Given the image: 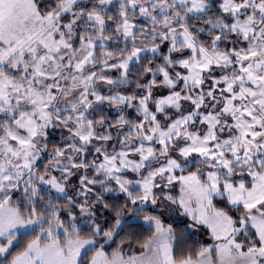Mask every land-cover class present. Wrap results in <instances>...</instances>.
<instances>
[{
	"label": "snow or ice",
	"instance_id": "snow-or-ice-1",
	"mask_svg": "<svg viewBox=\"0 0 264 264\" xmlns=\"http://www.w3.org/2000/svg\"><path fill=\"white\" fill-rule=\"evenodd\" d=\"M118 2V13L109 15L113 0H0V264H264V0ZM137 13L150 26L134 23ZM112 25L115 39L126 43L118 54L105 50L113 37L104 33ZM133 65H139L138 91H97L98 81L117 88L133 83ZM111 69L120 70L119 78L109 77ZM105 102L121 113L115 124L103 115L94 118ZM127 108L139 114L136 121L125 118ZM53 128L68 135L38 175ZM190 157L207 170L177 177ZM81 170V213L108 208L103 192L125 193L132 204L140 201L137 211L143 212L144 205L157 204L154 189L179 180L180 198L164 199L211 229L218 243L202 247L195 261L177 260L172 228L145 215L156 232L141 245V255L125 260L118 250L109 258L104 244L95 246L97 237L111 241L113 230L96 225L84 238L75 223L65 226L51 203L38 211L44 189L37 185L66 195L65 185ZM97 185L99 194L93 193ZM18 190L22 197L13 203ZM214 197L226 198L239 215L214 207ZM121 215L116 211L117 228ZM32 226L39 233L13 254L20 229Z\"/></svg>",
	"mask_w": 264,
	"mask_h": 264
},
{
	"label": "rangeland",
	"instance_id": "rangeland-1",
	"mask_svg": "<svg viewBox=\"0 0 264 264\" xmlns=\"http://www.w3.org/2000/svg\"><path fill=\"white\" fill-rule=\"evenodd\" d=\"M83 2L84 3H88V0H83ZM95 2H96V0H92V3H95ZM107 7L110 9L108 14L109 15H115L119 11V2H118V0H113L112 5H109ZM133 22L137 23L138 25L143 23L145 25V27L150 26V25L147 24L146 21H144L142 18L139 17L138 13H137L136 19H134ZM108 23L111 24V21H109ZM114 28H115V25H112V30H108L106 28V31H105L104 35L112 36L113 39L109 40V41H105L104 44H105V50L106 51H113V52H116L118 54L120 49H123V48L126 47V43L123 40V38H121L119 41H117L115 39L117 34L115 33ZM131 46H132L131 43L127 44V47L129 49L131 48ZM76 47H79L78 43L76 44ZM96 52L99 55L100 52H101V49L98 47L96 49ZM112 62L113 61H109V63H112ZM132 73H135V70ZM107 74L109 75V77L111 79H117L120 76V70L111 69V70H108ZM217 74H219V70H217ZM135 79H136V77L134 76V74L132 76H131V74L129 75V80L135 81ZM132 85L133 84H126V85H121L120 87L117 88V87H114V86H111V85H107V84H104L103 82L98 81L97 84H96V89H97V91L101 92V94H103V95L115 94V92H121L122 94H131L133 90L138 91L135 88L134 89L131 88ZM110 89H112L111 93H110ZM89 99H94V98L93 97H89ZM94 107H96V106L94 105ZM100 107L102 108V111H97V112L102 114L103 116L108 117L110 123L114 124V121H113L112 118L115 119V122L119 119V116H120L121 113H120L119 109L116 106H110L107 102H105ZM89 112H92V109H89ZM95 114H96V112L94 113V115ZM123 114L125 115L126 119H129V120H132V121H136L138 119V117H139V114L135 111L134 108L125 109ZM102 115H100V117ZM100 117L99 118L98 117H94V118L96 120H99ZM89 118L91 119L93 117L90 116ZM200 127L203 128L204 126L201 125ZM110 131H112L113 136L115 137L116 129L113 128V129H110ZM123 131L125 133H127V128H125ZM67 135H68V133H67L66 130H62L60 128L49 129L48 149H47L46 152H42L41 153V159L37 161V167H38V165L42 164V169L37 172L38 175H43L44 174V169L49 163L50 153L53 151V149L55 147L60 146L62 144L63 139L65 137H67ZM120 138L122 139L123 137H120ZM222 138H227V133L223 134ZM50 140H57L58 145H56L54 148L49 147V141ZM114 142L115 141L113 140V141H109L107 143L108 144H112ZM95 143L97 144V146H99V144H100L99 141H97ZM117 150H119V149H117ZM109 151H111V148H109ZM94 155L95 154H94V151H93L92 154H89L87 156V159L88 160H92L94 158ZM196 155L197 154L194 153L193 157H196ZM193 157L189 158L190 160H192V163L187 168L194 167L195 170H196L197 167H200V168H202L203 170L206 171L207 170V166L206 165H202V164H198L197 161L193 159ZM100 159L102 160V157H100ZM190 172H184V171L181 172L180 170H176L174 174L177 177H179L181 175L187 176ZM51 174L52 175H56L57 177L60 176V172L59 171H53ZM80 174H83V170H81V172L78 173L77 176H73L71 178V180L69 181V183L65 185L66 195L65 194H61V193H57L55 189H52L48 185H42V186L41 185H37V187L38 188L42 187L43 189L49 190L51 192V194H55V195L59 196L60 198L66 199V203L68 205V209L64 210V215L66 216V218L65 219H61V220L64 222L66 227L69 224H71V223H75L79 232L81 230H83V231H86L88 233V236H82V235L81 236L84 237V238H88L90 236V234H91V231L94 229V227L96 225H99L100 228H101V223H99L100 221L97 219V216H96V213H97V210H98V206H100V205H95L94 208L90 210V211H94L95 214L93 216H89L87 213H81L79 206L81 204H83L84 198L82 196L77 195L78 185H79L78 176ZM127 176H128L129 179H139V176L137 174H135V173H128ZM90 178H91V174H90ZM244 178H245L246 182L251 180V177L247 176L246 174H245ZM157 179L159 180V177ZM236 179H239V178L237 177ZM164 183H167V182L165 181ZM74 185H76L77 187L74 188L73 187ZM248 186L250 187V184ZM113 187H115V185H113ZM20 188L22 190L23 185H21ZM161 188H163V185L161 186ZM161 188L154 189V191L156 192L157 196L159 197L158 200H157V204L156 205H152L151 203H148V204L144 205V210H146V211L150 210L153 213H157L156 216L160 218V220H161V222H162V224L164 225L165 228H167L169 226L171 227V223L172 222L173 223L181 222L182 219H183L182 215H185L187 217V219L189 220V223L191 224V226H194V225L195 226H200V227L205 228L208 231V233L210 235V238H211V243L208 246L213 245L214 243H218L217 241L213 240V237H212V234H211V229H209L206 225H203V224H195V222L192 220L191 216L186 215V214L183 213V209L179 208V206L177 205L178 206V210H177V208L175 207V204H172L170 201H167V200L164 199V196H167V195H171V196H173V197H175L177 199L180 198L182 193H181V183H180L179 180L174 181L172 183V185H170L169 187L163 188V192L161 191ZM21 190H18V191L15 192L13 203L16 202L17 198H21L22 197V191ZM102 191L103 190L100 188L99 185H97V186H95L93 188V193L99 194ZM130 191L133 192V195L137 194V190L135 188H130ZM118 194L124 196V198H126L128 200L127 195L125 193H119V192H103L102 199L104 200L105 197H115ZM67 197H72L74 203L73 204H69ZM215 198H218V197H214L213 200ZM224 199L226 200V198H224ZM212 203H213V201H212ZM213 206H214V204H213ZM132 207L134 209H138L140 207V201H137V203L135 205L132 204ZM192 207L193 208L196 207L195 203L192 204ZM69 209H72L71 213H72L73 216H75V221H73L72 217L68 215V213L70 211ZM152 216H155V215H152ZM132 220H140V221H142V223L145 226L153 227L155 232H156L155 225L147 223L145 221L144 217L133 216ZM121 225H122V223L120 222V226ZM120 226L118 228L114 227L112 229L115 234L118 232ZM44 227H47V225L44 226ZM35 228H38V227L37 226H32V227H30L28 229H20L19 234L27 233L29 231H32ZM58 231H59V233H61V238L63 239V236H62L63 229H60ZM237 239H240V237H237ZM97 240L99 241V243L95 246L96 248H98L99 244H101V241L99 240V237H97ZM16 242L14 243V245L16 244ZM109 242L110 241H108L107 243H109ZM170 243H171L172 251H173V245H174L173 234H172V239H171ZM104 244H105V242H104ZM104 251H105V249H104ZM119 251L121 252V254L123 255L125 260H127L128 257H130V256H139L142 253L141 252L139 254H131V253H129L127 251V249H123V250H119ZM113 252H115V251H113ZM113 252L107 253L105 251V253L108 255L109 258H111V255H112ZM93 254H94V252H92L91 256ZM3 257L4 256H0V259H2ZM89 259H91V257Z\"/></svg>",
	"mask_w": 264,
	"mask_h": 264
},
{
	"label": "trees",
	"instance_id": "trees-1",
	"mask_svg": "<svg viewBox=\"0 0 264 264\" xmlns=\"http://www.w3.org/2000/svg\"><path fill=\"white\" fill-rule=\"evenodd\" d=\"M215 11V9H213ZM203 39H208L207 34H204ZM225 47L224 45L221 46V48ZM149 58H151V54H147ZM159 62V61H157ZM140 63H145L146 61H141ZM137 67L138 65L131 66V76L134 74L136 77L137 75ZM135 70V73H132ZM135 81H133V84L131 88H135ZM131 90V89H130ZM129 90V91H130ZM100 113L96 112L94 117H100ZM115 122V119L112 118ZM56 145H58L57 140H50L49 141V147L54 148ZM38 171L42 169V164L38 165L37 167ZM194 167L185 168L184 172H192L194 171ZM37 171V172H38ZM40 195L44 197L43 200H41L38 204V211H45V209L51 205L55 206L57 211L59 212L60 219H65L66 216L64 215V210L68 209V205L66 203V199L60 198L59 196L55 194H51L49 190L44 189L40 192ZM104 203L108 204V208H104L103 206H98V210L96 213L97 219L101 223V229L107 231L112 230L115 227L116 224V211H121L122 215L119 217L120 222L122 225L120 226L118 232L113 236V239L109 243L104 244V240L102 237H99V240L102 244H104V249L107 253L117 251V250H123L127 249V251L131 254H139L143 252L144 249H142L141 245L148 241L150 238L153 237L155 230L153 227L145 226L142 221L140 220H132L133 216H140L144 217L145 215H155L157 213H153L150 210L143 212H138L137 209H134L132 207V204L130 201H128L124 196L117 195L115 197H105L103 200ZM213 204L216 208H221L226 211H229V215H232L234 218L239 215V212H237L232 206L228 205L226 203L225 199H221L220 197L215 198L213 200ZM175 207L178 210V206L175 205ZM26 210V209H25ZM72 211V209H69ZM183 219L181 222L177 223H171V228L173 230V238H174V245H173V256L179 260L183 259L187 256H192L193 260L197 259L196 253L199 252V250L202 247H207L211 243V238L208 233V231L200 226H191L189 223V220L185 215H182ZM46 226V225H44ZM39 233V229L35 228V231H29L27 233L18 234V239L16 244L11 249V252L15 254V252L20 251L23 249L25 244L31 240L34 235ZM80 234L82 236H88V233L86 231L81 230ZM93 251L88 252L87 259L91 257ZM11 257L9 256L8 259ZM5 260V257L0 259V262H3Z\"/></svg>",
	"mask_w": 264,
	"mask_h": 264
}]
</instances>
